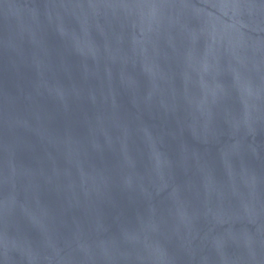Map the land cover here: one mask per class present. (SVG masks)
Here are the masks:
<instances>
[{
	"label": "water",
	"instance_id": "water-1",
	"mask_svg": "<svg viewBox=\"0 0 264 264\" xmlns=\"http://www.w3.org/2000/svg\"><path fill=\"white\" fill-rule=\"evenodd\" d=\"M0 264H264V0H0Z\"/></svg>",
	"mask_w": 264,
	"mask_h": 264
}]
</instances>
